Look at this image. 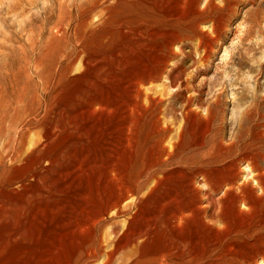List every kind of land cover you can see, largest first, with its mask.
Here are the masks:
<instances>
[{
    "label": "rangeland",
    "instance_id": "obj_1",
    "mask_svg": "<svg viewBox=\"0 0 264 264\" xmlns=\"http://www.w3.org/2000/svg\"><path fill=\"white\" fill-rule=\"evenodd\" d=\"M50 1H53V3ZM166 1L169 3L165 2V0H110L109 2H106V0L104 2L103 0L98 4H103V6L100 5L92 9V12L94 10L93 15L90 14L92 13L90 11L91 8H89L90 5L81 9V11L83 10L82 12L80 11L81 14L74 9V5L79 4V2H85L83 0H77V2L74 0V3L72 0H69V2L68 0H0V124L3 125L8 119H11L15 109H17L18 116H15L17 120L25 119L32 121L30 127L33 128L27 132L26 140L32 139V143L42 144V146L39 147V151L33 148V150L29 149L33 151L31 152L32 155L30 154L28 158L26 157L18 161L16 163L18 166L6 160V157H4V161L6 162L2 163L0 166V170H2V172L0 171V200L1 203H4V205L2 204L4 207L0 205V208L2 207L0 210V264H80L79 258L82 251L87 250L86 248H88L90 242L93 241L97 243L99 239H102L101 237L105 235L104 231L105 233L108 232V229L111 227V222L109 223L108 220L109 215L106 217L105 223L99 227L93 223L90 224V219L92 217L90 213L101 208V203L104 198V190L102 189H106L107 187L110 188L106 169L112 162L111 157L115 155V150L113 148L109 149L106 141H109V133L115 126V123L116 127L119 128L122 122H127L126 119L129 116L127 115L129 112L126 111V106L130 101L131 93L128 91L126 82L124 83L125 77H127L124 63L126 59L130 57V54L135 53V51L137 54L139 53L141 55V52H137L135 47L137 41H140L138 40L139 36H137V34L138 31L144 33V29L148 25H153L156 22V28L164 29L167 25L173 24L174 32L177 31L176 33L194 36L200 34L199 31L192 28V23L195 22L199 30H204L209 36H212L214 32L219 33L222 45L220 49L215 51L214 55L211 56V68L205 75L206 77L204 76V79L205 81H212L215 79V75H217V86L214 90L222 88L219 107L220 111L224 113V119L227 124L225 129L226 139H228L230 129L234 128L232 126H234L244 109L248 108V112L245 115V117H247L245 118L247 124L254 125L258 123L259 115H264V100L259 98L264 95V0H208L215 3L217 7H213L211 4V6L209 4L206 6L207 0H198L199 12L193 10L191 7V10L189 8L191 12H189L188 7H184L183 9V7L180 8L176 6L173 0ZM23 4H25L26 7ZM104 4L106 6H104ZM132 4L133 6H131ZM53 5L57 8L53 7ZM33 7L34 9H32ZM170 7H172L173 11ZM36 8L38 9L36 10ZM30 9H32V11ZM69 13H71L72 18L67 15ZM88 14L90 18L87 17ZM169 15L172 17H168ZM198 16L200 17L198 18ZM42 20L45 24H43ZM143 20L146 21L145 23L147 24H144ZM81 21L84 22L81 23ZM78 22L80 25L77 24ZM213 23H216L215 27H212ZM132 27L133 29H131ZM34 28H36V30L37 28L39 29L37 32H34L36 31ZM245 28L247 29L245 30ZM57 30L59 34L55 32ZM61 30L64 34L62 32L60 33ZM71 31L74 32L71 33ZM244 31L250 33L245 36ZM39 34H41L42 37ZM76 36L77 38H75ZM75 39L77 40L75 41ZM38 42L40 44H38ZM74 43L75 45H73ZM126 43L127 45H125ZM186 43L185 41L182 43L179 42V44L175 46L177 48H175V52L179 53L178 49H180L181 44L183 45V53H189L194 49V46L190 45L189 47ZM81 44L84 49L81 47ZM70 45L72 46L70 47ZM68 47L69 49L72 48V51L69 50L68 52ZM73 48L75 51H73ZM36 50L40 51L37 52ZM86 52L88 54H86ZM72 54H74L73 57H76L75 60H73ZM78 54L79 56L84 55L86 59L89 58L87 67L90 69L86 67L82 69L81 72V70L76 68L78 66ZM59 57L61 59H59ZM30 58L33 60V63ZM91 63L93 65H91ZM183 63H185V73H188L186 68L191 64V60L184 59ZM66 64L67 66H65ZM63 65L64 67H62ZM30 68L32 69V73H30ZM119 71H122V73ZM200 78L201 77H198L194 84L196 83L197 85ZM147 84L142 86L144 87L142 88L144 92L143 97H145L143 98V104H141L143 107L139 105L137 110L135 109V111H132V121H134V125L131 127L132 131L131 129L129 131H124V137L126 138L127 144L129 142V145H126L127 148L123 150L121 160L117 163V165H119L118 167L124 169L126 174H129L132 179L139 168V158H136V156L143 152V148L149 139V134L153 130L150 118L152 117L153 120L154 113H157V111H154V108L155 110L157 108L153 106L151 101L146 100V96H149L151 99L161 97L164 100L168 97V90L163 86V82L157 81L156 83L151 82ZM206 87L207 85L203 87V94L205 95H203V98L209 99L210 95H208V88ZM126 93H128L127 95L129 97ZM190 94L189 92L186 95ZM253 100L255 103H253ZM178 103L176 101V104L172 106L173 110H177L179 107ZM168 104L170 103L168 102ZM166 105L167 101L163 103L161 110L163 114L168 113V115H170L171 106ZM140 107H142V109ZM110 112L112 115H109ZM249 112H251V114ZM144 117H147V122ZM40 129H43L45 133L41 132ZM127 133H129V135ZM135 141L137 142L135 143ZM44 142L45 146L43 145ZM104 146H107L106 149ZM97 148L100 149L98 150ZM108 149L109 151L107 152ZM1 153L3 152L1 151ZM28 159H30V161ZM21 161L24 162L22 163ZM41 163L45 166H42ZM41 166L45 167V169ZM49 166L50 171L48 170ZM241 168L243 169V166ZM28 173H31V175H28ZM44 175L46 176L44 177ZM2 177L4 181L1 180ZM30 177L33 178L30 179ZM36 179H38V182ZM199 179L200 178H197V181H199ZM243 179L244 177L242 180ZM2 182L4 184H2ZM67 183H70V187ZM162 185L165 187L173 186L172 183L166 182L162 183L160 188L154 189V192L149 196H144L147 194V189L141 194H144L143 201L145 207L142 212L145 211V215L153 214V212L158 211V203L165 191ZM19 186H25L24 189L26 188V190ZM87 186L90 188L89 190L85 188ZM197 187L203 190L205 189L204 191L207 190L204 186ZM15 188H18V190H15ZM73 188L75 193L73 192ZM2 190H4L3 193ZM22 190L27 193L25 194ZM16 191L17 195H15ZM87 191L90 192L88 195L85 194ZM76 192L77 197H81L84 194L82 196L83 198L81 197L82 199L80 198L79 200V198L76 197ZM166 192L169 191L166 190ZM79 193L80 195H78ZM220 195L221 192H218L214 195V199H217ZM68 196L70 201L67 200L69 199ZM86 198L87 200L90 199L88 201L83 200ZM84 201H87V207L84 206ZM63 205L65 206L63 207ZM237 205L239 206L218 208L220 212L215 211L214 217L212 216V218H209V222L213 224H202V226L210 232H215L213 229L215 230L217 226L216 229H218L222 235H225L226 231L232 226L239 225L241 221L243 223L247 222L253 217V215H250L249 211L246 210L247 207L245 205ZM82 206L85 207V209ZM204 206L203 209L208 215L213 212L206 203H204ZM91 207L95 209L92 210ZM209 209H211V212ZM78 211L81 213L77 214ZM87 211L89 212L87 213ZM94 216L93 214L92 219H94ZM126 218L127 214L118 217L116 219L117 221H114L120 233L122 231L119 230V227L125 224ZM213 219L216 220L213 222ZM224 221H226V223H224ZM87 224L90 225L88 226ZM106 224L109 226H106ZM194 224V226L201 225L198 220L194 222ZM224 225L227 226L225 227ZM107 227L108 229H106ZM20 232L22 235L19 234ZM263 234L264 231L257 234V238H259L257 241L239 237L234 239L233 242L235 243L229 244L230 247H228V251L231 255H233L232 252L234 253V258L236 256V264H260L262 261L264 264ZM214 236V233L209 234L208 232L207 239L209 238L208 240H210ZM11 239L13 240L11 241ZM103 245L106 248L105 251L102 252L103 255L99 254L98 259L93 264H99V262L100 264H122L121 258L123 257V252H120V255H115L117 258L114 256V258H112L114 261L111 260L109 262L106 260L104 253L111 248L108 249L107 243H103ZM233 246L235 248H233ZM2 247L5 248L3 249ZM232 248L236 252L233 250L230 251Z\"/></svg>",
    "mask_w": 264,
    "mask_h": 264
},
{
    "label": "bare ground",
    "instance_id": "obj_2",
    "mask_svg": "<svg viewBox=\"0 0 264 264\" xmlns=\"http://www.w3.org/2000/svg\"><path fill=\"white\" fill-rule=\"evenodd\" d=\"M73 1L74 0H72V2ZM83 1H85V2H82V3L79 2V4L74 5V9H76V11L78 13H80L81 9H83L85 6H88V5L91 6V7L89 6V8H91V10H90L91 12H92V9H95L96 7H99L100 5L103 6V4L98 5L103 0H83ZM107 1L109 2L110 0H106V2ZM173 1H175L174 2L175 5L180 7V8L183 7V9H184V7H188V10H189V8L191 7L193 10H196L198 12L200 11L199 7H198V5H199L198 0H173ZM47 2H49V1H47ZM50 2L53 3V1H50ZM68 2H69V0H68ZM72 2H70V3H72ZM76 2H77V0H76ZM104 2H105V0H104ZM111 2H113V1H111ZM165 2H168V1L165 0ZM50 4H49V6H50ZM105 4H104V6H106ZM119 4H120V2H119ZM165 4H167V3H165ZM207 4H209V5L211 4L213 7L216 6V4L213 3L212 1L206 2V6H208ZM23 5L25 6V4H23ZM131 6H133V4ZM155 6H154V8H155ZM40 7H41V5H40ZM53 7H56V6L53 5ZM178 7H177V9H178ZM65 8H67V7H65ZM170 8L172 10V7H170ZM191 8H190V10H191ZM32 9H34V7ZM32 9H30V10L32 11ZM37 9L38 8H36V10ZM86 9L89 10L88 8H86ZM190 10H189V12H191ZM158 11H159V9H158ZM181 11H182V9H181ZM85 12H86V10H85ZM93 12H94V10H93ZM93 12L92 13L89 12V13L93 14ZM102 12H103V10H102ZM166 12H168V11H166ZM117 13H118V11H117ZM53 14H55V13H53ZM67 15H69V17H71V13H69ZM134 16H137V15H134ZM173 16H174V14H173ZM55 17H53V18H55ZM87 17L90 18L89 14L87 15ZM168 17H170V15ZM199 17L200 16H198V18ZM166 19H167V17H166ZM174 19H175V17H174ZM53 21H55V20H53ZM59 21H60V18H59ZM59 21L57 20L58 23H59ZM42 22H43V20H42ZM82 22H84V21H81V23ZM139 22H141V21H139ZM145 22L146 21H144V24H147ZM226 23H225V26H226ZM43 24H45V22H43ZM53 24H55V23H53ZM77 24L80 25L79 22ZM192 24H193L192 28L194 30L199 31V33H200L199 35L190 36V35H186V34L176 33L177 31L176 32L173 31V29H174L173 24L167 25L166 28H164V29L163 28L162 29L156 28V26H157L156 22L153 25H148L144 29V33L140 32V31H138V34L136 33L137 36H139L138 40H140V41L139 42L137 41V44L135 47H136L137 52L138 51L141 52V55L139 53L137 54L135 51L136 54L135 53L130 54V57L127 58L126 62L124 63L125 69L127 72V73H125L127 75V77H125L126 81L124 80V83L126 82V85L128 87V91L131 93L130 101L128 100L129 103L126 106V111H128L129 113L127 114V112L125 111L126 114L129 116L126 119V121H127L126 123L125 122L123 123L121 121L122 125L119 128L116 127V123H115V126L111 129V131L109 133V141H106V142L108 143L109 149L113 148L115 150V155H113V157H111L112 162H111L110 166L108 165V167L106 169V173L109 177L110 188L107 187L108 189L107 188L102 189V190H104V193H103L104 198H103V201L101 203V208L97 207L99 210H97V211L94 210L93 213H90V214H92V217H93V214L95 215L94 219H92V217H91L90 224L93 223V224L100 227L105 223L106 217L108 215H109L108 216L109 217L108 218L109 223L111 222L112 224L110 223L111 227L109 229H108V227L106 228V229H108V232L105 233V231H104L105 235L103 237H101L102 239H99L97 241V243H95L93 241L90 242V244L88 245V248H86L87 250L82 251L81 256L79 258L80 264H93L98 259L99 254L101 255L102 252H104L106 249L104 247L103 243L108 244L107 245L108 249L111 248L107 252L104 253V256H106V260H108L109 262L111 260H113L112 258H114L115 255H117V254L120 255L119 253L123 252V254H122L123 257L121 258L122 264H236V260H237L236 256L234 258L233 257L234 253L232 252L233 255H231L230 252L228 251V249H229L228 247H230L229 244L235 243V242H233L234 239L239 238V237H244L245 239H248V240L250 239V240L257 241V239H259V238H257L258 237L257 234L260 233L261 231H264V125H263L264 115L263 116L259 115V119H258L259 121L257 120L258 123H255L254 125L247 124V121L245 119L247 117H245V115L248 112V108L244 109L243 112L241 113V116L236 120L234 126H232L234 128L230 129L228 139H226V136H225L226 130L225 129H226L227 124H226L225 119H224V115H223L224 113L222 111H220V107H219L220 102H221L220 97L222 95L221 94L222 88H218V89L214 90L215 87L217 86V83H216V80H217L216 76L217 75H215V79H213L212 81L211 80L205 81V79H204V76L208 73L209 69L211 68L210 58L212 55H214L215 51L220 49V47L222 45V43H221L222 41H220L218 32H214L212 36L211 35L209 36L207 32H204V30L200 31L199 27L195 24V22ZM215 24L216 23H213L212 27H215ZM18 25H20V24H18ZM24 25H25V23H24ZM75 25H73V26H75ZM258 25H259V22H258ZM127 26H130V25H127ZM49 27H51V26H49ZM61 28H62V25H61ZM63 28H64V26H63ZM65 28H68V27H65ZM187 28H189V27H187ZM247 28H245V30ZM34 29L36 30V28H34ZM38 29L39 28H37V30ZM131 29H133V27ZM37 30L34 32H37ZM43 30H44V28H43ZM58 30L55 32L58 33L59 32ZM80 30H82V29H80ZM66 31H67V29H66ZM61 32H62V30L60 31V33ZM72 32H74V31H71V33ZM244 32H245L244 33L245 36L250 33V32L248 33L247 31H244ZM39 35H41V34H39ZM85 35H86V33H85ZM241 35H242V33H241ZM61 36H63V35H61ZM41 37H42V35H41ZM69 38H70V36H69ZM75 38H77V36ZM131 38H133V37H131ZM42 40H43V38H42ZM76 40L77 39H75V41ZM135 40H136V38H135ZM184 41L187 42L186 45H189V47H190V45L194 46V49L192 51L189 50L190 51L189 53L185 52L186 53L185 54L182 51L183 45L181 44L180 49H178L179 53H176L175 52V48H176L175 46H177V44H179V42L182 43ZM61 43H63V42H61ZM26 44H27V42H26ZM38 44H40V43L38 42ZM82 44H83V41H82ZM82 44H81V47H82ZM128 44H130V43H128ZM73 45H75V43ZM76 45H77V43H76ZM125 45H127V43ZM71 46L72 45H70V47ZM32 48H33V46H32ZM82 48L84 49V47H82ZM133 48H134V46H133ZM71 49H69V47H68L67 51L69 52V50H71ZM78 50H80V49H78ZM39 51H37V52H39ZM73 51H75L74 48H73ZM122 52H123V50H122ZM29 53H31V52H29ZM76 54H75V56H76ZM86 54H88V53L86 52ZM133 54H135V55H133ZM73 56H74V54H72V57ZM77 56H79V54ZM68 57H69V55H68ZM179 57H181V58H179ZM73 58H74L73 60H75L76 57H73ZM124 58H126V57H124ZM59 59H61V58L59 57ZM77 59H78V62H77L78 66L76 68L81 70V72H82V69H85L87 67V62H89V58L86 59L85 56L83 55V56H79ZM184 59H190L191 60V64L189 65L188 68H186L188 73H185L186 71L184 70V64H185V63H183ZM31 62L33 63V60ZM61 63H62V61H61ZM227 64H228V62H227ZM31 65H33V64H31ZM91 65H93V64L91 63ZM38 66H41V65H38ZM43 66H45V65H43ZM65 66H67V64ZM185 66H187V65H185ZM62 67H64V65ZM33 68H34V66H33ZM87 68H89V67H87ZM75 69H74V71H75ZM77 69H76V71H77ZM60 71H61V69H60ZM217 72H218V70H217ZM30 73H32V69H31ZM120 73H122V71ZM38 74H40V73H38ZM43 76H45V75H43ZM198 77H201V78H200L198 84L196 85V83L194 84V82L197 80ZM122 79H124V78H122ZM157 81L163 82V86H165V88L168 90V97L164 100L161 97L160 98L156 97L154 99H151L149 96H146V100L151 101L153 103V106H155L157 108L155 110V108L153 107L154 111H157V113L156 112L154 113L153 120H152V117L150 118V120H151L150 123L153 127V130L149 134V139L143 148V152L138 154L137 156L135 155L136 158L137 157L139 158V168L136 171V175H134V177L132 179L131 176H129V174H126V171L124 169L119 168L118 167L119 165H117L118 161L121 160L123 150L127 148L126 145L127 146L129 145V142L127 144L126 138L124 137V131L125 130L129 131L131 129V127L134 125V121H132V115H133L132 111H135V109L137 110V107L139 105L143 104L142 103L143 98H145V97H143L144 92H143L142 88H144V87H142V86L147 84V83H151V82L156 83ZM220 82H222V81H220ZM206 85H207L206 88H208V95H210V98L208 97L209 99L203 98V95H204L203 94V87ZM220 86H222V85H220ZM40 92H41V88H40ZM189 92L191 94L186 95ZM127 94L128 93H126V95ZM206 96H207V94H206ZM259 98L261 100H264V95L260 96ZM127 99H126V101H127ZM166 101H167V105L171 106L170 115H168V113H165V112H164L165 114H163V112L161 110L163 103H165ZM176 101H177V103L179 102L178 103L179 107L177 108V110H173L172 106L174 104H176ZM168 102L170 104H168ZM253 103H255V101ZM258 105H259V103H258ZM141 106L143 107V105H141ZM147 106H146V108H147ZM142 107H140V108L142 109ZM111 108H113V107H111ZM146 108H144V109H146ZM123 109H122V111H123ZM249 113L251 114V112H249ZM120 114H121V112H120ZM109 115H112L111 112ZM15 116H18L17 109H15L14 115L11 117V119H8V121H6L3 125L0 124V145H1L0 146V166L2 165V163L6 162V161H4V159H5L4 157H6L7 158L6 160H8L9 162L16 164L18 161L23 160L26 157L28 158V156L31 154V152H33L31 150L35 149V150L39 151L40 150L39 147L42 146L41 143H32V139H30V140L27 139L28 141L26 140L27 132L33 128V127L32 128L30 127L32 121L25 120V119L17 120V118ZM135 118H137V117H135ZM140 118H142V117H140ZM113 120H115V119H113ZM147 121L148 120L146 119V122ZM143 122H145V121H143ZM109 126H110V124H109ZM134 130H136V129H134ZM40 131L44 132L43 129H40ZM131 131H132V129H131ZM38 133H39V130H38ZM127 134L129 135V133H127ZM130 134H132V133H130ZM133 140H132V142H133ZM41 141H44V140H41ZM130 141H131V138H130ZM45 142L43 143V145L45 144ZM136 142L137 141H135V143ZM100 144H102V143H100ZM106 147H105V149H106ZM29 149H31V150H29ZM109 149L107 150V152L109 151ZM114 150H112V151H114ZM135 150H137V149H135ZM1 151L3 153H1ZM133 153H135V152H133ZM112 154H113V152H112ZM43 156H44V154H43ZM110 156H111V154H110ZM123 157H125V156H123ZM124 159H126V158H124ZM28 160L30 161V159H28ZM28 160H27V162H28ZM43 160H44V158H43ZM46 161H48V160H46ZM21 162L23 163L24 161H21ZM25 162H26V160H25ZM124 164H126V163H124ZM41 165L45 166L42 163H41ZM242 166H243V169L241 168ZM14 167L17 168L16 166H14ZM95 167L97 168L96 165H95ZM42 168L45 169V167H42ZM49 168H50V166L48 167V170L50 171ZM89 168H90V165H89ZM27 169H29V168H27ZM88 170H90V169H88ZM0 171L2 172V170H0ZM130 172H131V169H130ZM46 173H47V171H46ZM24 174H25V172H24ZM43 174H45V173H43ZM28 175H31V173H28ZM45 176L46 175H44V177ZM25 177H26V175H25ZM33 177H34V175H33ZM33 177H30V179ZM99 177H101V176H99ZM243 177H244V179L242 180ZM35 178H36V176H35ZM197 178H200L199 181H197ZM2 179H3V177L1 178V180ZM22 179H23V177H22ZM28 179H29V177H28ZM36 180L38 182V179H36ZM107 180H108V178H107ZM2 181H4V180H2ZM166 182L172 183L173 186H166L165 187L162 185L165 188V191H164L163 197H161V200L158 203V206H157L158 211L157 212L152 211L153 214L145 215V213H144L145 211L142 212L143 208L145 207L143 197L149 196L152 192H154V189L160 188V185L162 183H166ZM2 184H4V183L2 182ZM35 184H36V182H35ZM102 184H103V182H102ZM107 184H108V182H107ZM18 185H20V184H18ZM22 185H23V183H22ZM197 186H200V187L204 186L207 190L204 191L205 189L203 190ZM19 187H22L24 189L25 186H19ZM69 187H70V185H69ZM2 188H3V186H2ZM22 188H20V189H22ZM80 188H82V187H80ZM85 188L87 189L88 186ZM89 189L90 188H88L87 190H89ZM15 190H18V188L17 189L15 188ZM24 190H26V188ZM102 190H101V192H102ZM145 190H146L147 194L146 195L143 194L144 196L141 195ZM166 190L169 192H166ZM3 191L4 190H2V193H3ZM0 192H1V190H0ZM73 192H74V188H73ZM87 192L86 193L83 192V193L88 195L90 192L89 191H87ZM218 192H221V195L217 199H214V195H216ZM16 193H17V191L15 192V195H17ZM80 193H81V191H80ZM80 193L78 195H80ZM90 195H92V194H90ZM94 195H96V194H94ZM72 197H74V196H72ZM76 197H77V192H76ZM81 197L78 196L77 198H79V200H80ZM84 197H87V196H84ZM91 197H93V196H91ZM17 198H16V200H17ZM68 198H69V196H68ZM144 199H146V198H144ZM67 200L70 201V198ZM83 200H87V198L83 199ZM94 201H93V203H94ZM86 202H85V205L83 203L82 204L84 206H86L87 205ZM63 203H65V202H63ZM204 203H206L207 206H209L213 210V212L211 214L208 215L206 213V211L203 209V207H205ZM2 204L4 205V203L3 202L1 203V200H0V205L2 206ZM237 204L245 205L247 207L246 210L249 211L250 215L252 214L253 217L251 219H249L247 222L243 223L241 221L239 223V225L232 226L230 229H228L226 231L225 235H222V233H220L218 231V229H216L217 226L215 227V230L213 229V231H215V232H210L202 226V224H208V223L213 224V223L209 222L210 221L209 218L210 217L212 218V216L214 217L215 211L217 212V211H219V209H221L222 207H226V206H231V207L237 206L238 207L239 205H237ZM96 205H99V204H96ZM64 206L65 205H63V207ZM2 207H4V206H2ZM1 208H0V210H1ZM83 208L85 209V207H83ZM91 209H92V207H91ZM93 209H95V208H93ZM211 209H209L210 212H211ZM238 210H240V209H238ZM75 211H73V212L76 213ZM88 212L89 211H87V213ZM74 213H73V215H74ZM78 213H81V212L78 211L77 214ZM126 214H127V218L125 220V224H123V225H121V227H119L120 228L119 230L122 231L120 233V231H118L117 225L114 221L118 217H121V216L126 215ZM217 218H218V215H217ZM197 220L201 223V225L194 226L195 225L194 222H196ZM214 220H216V219H213V222H214ZM70 222H71V220H70ZM121 223H122V221H121ZM224 223H226V221H224ZM107 225L108 224H106V226ZM64 226H65V224H64ZM219 229H221V228H219ZM80 230H82V229H80ZM83 231H85V230H83ZM65 232H67V231H65ZM100 232H102V231H100ZM208 232H209V234L214 233V235H215L210 240H208L209 238L207 239ZM19 234L22 235L21 232ZM69 234H70V232H69ZM101 234H99V235H101ZM67 235H68V233H67ZM261 235H262V233H261ZM14 237H16V236H14ZM8 239H9V237H8ZM12 240L13 239H11V241ZM11 241H10V243H11ZM236 244H237V242H236ZM260 247H262V246H260ZM2 248L4 249L5 247H2ZM6 248H7V246H6ZM233 248H235V247L233 246ZM233 248L230 249V251L233 250L234 252H236ZM261 263L263 264V261ZM99 264H100V262H99Z\"/></svg>",
    "mask_w": 264,
    "mask_h": 264
}]
</instances>
